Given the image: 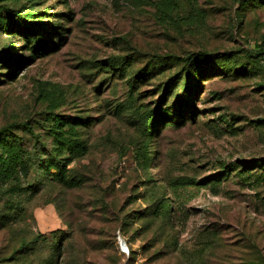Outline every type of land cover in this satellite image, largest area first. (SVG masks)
I'll use <instances>...</instances> for the list:
<instances>
[{
  "label": "rangeland",
  "instance_id": "374dc122",
  "mask_svg": "<svg viewBox=\"0 0 264 264\" xmlns=\"http://www.w3.org/2000/svg\"><path fill=\"white\" fill-rule=\"evenodd\" d=\"M260 1L0 0V264H264ZM198 52L247 72L197 73L153 131Z\"/></svg>",
  "mask_w": 264,
  "mask_h": 264
},
{
  "label": "trees",
  "instance_id": "16d2710c",
  "mask_svg": "<svg viewBox=\"0 0 264 264\" xmlns=\"http://www.w3.org/2000/svg\"><path fill=\"white\" fill-rule=\"evenodd\" d=\"M249 2L250 1L240 2L239 6L241 10L247 8ZM263 3L264 2L260 1L258 4ZM9 17L12 21V27L8 28V32H12V30L18 28V35L23 37L26 41L32 42V48L34 51L44 53L45 51L43 50V45H45V43L40 37L46 35V31L44 30L43 24L35 21L37 19L36 13L32 12L30 14H20L15 11H10ZM4 27L6 28L5 23L0 21V28L3 29ZM231 58V54L227 52L214 54L198 52L190 54L185 58L173 57V61L180 66V73L182 72V75H179V77L182 76L181 79H183L184 82L178 91L179 94L176 97V106H171V108L181 109L182 112H178L177 115L170 114L157 116L152 122L153 131L165 126L167 123L171 122V120H176L177 124H179L180 122L185 121L188 116L193 115V100L197 96V92L199 91V80L202 78H199L196 75L197 73L204 74V76H208L209 74L212 76L218 73H230L233 76H238L247 72L244 67L237 68L235 65L231 64ZM165 87V89H171L169 83H166ZM161 102H166L165 97L158 99V102L156 103V105H158L156 108L157 110H159ZM5 133V131L0 132V144L6 143V145H11L12 143L10 144L9 142V136H11V134ZM16 140L17 138L14 137V142Z\"/></svg>",
  "mask_w": 264,
  "mask_h": 264
}]
</instances>
